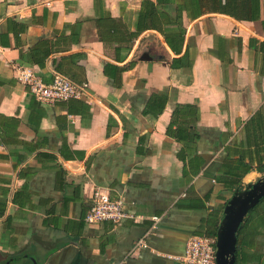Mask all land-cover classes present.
<instances>
[{
	"label": "crops",
	"instance_id": "1",
	"mask_svg": "<svg viewBox=\"0 0 264 264\" xmlns=\"http://www.w3.org/2000/svg\"><path fill=\"white\" fill-rule=\"evenodd\" d=\"M142 1L0 0V264H180L190 237L217 232L235 192L218 175L241 170L239 155L253 153L241 143L264 108V29L185 15L191 69L171 67L182 55L155 31L117 62L93 19L134 22ZM39 52H50L42 64ZM131 63L121 87L104 72ZM20 68L46 84L55 74L88 83L89 111L33 101ZM153 94L168 96L156 119L143 114ZM178 104L200 110L190 150L167 135ZM261 177L246 174L243 189ZM97 189L122 198L136 219L86 223ZM246 218L236 264H264V199Z\"/></svg>",
	"mask_w": 264,
	"mask_h": 264
},
{
	"label": "trees",
	"instance_id": "2",
	"mask_svg": "<svg viewBox=\"0 0 264 264\" xmlns=\"http://www.w3.org/2000/svg\"><path fill=\"white\" fill-rule=\"evenodd\" d=\"M208 13L226 15L239 22H261L264 29V0H143L134 22L125 18H114L108 13L94 18L93 21L100 42L114 49L117 62L121 61L123 53H130L135 41L143 33L155 31L163 37L166 45L175 55H182L180 58L172 60L171 67L174 69H191L193 59L190 58L189 46L185 43L187 30L184 25V17L186 15L188 19L195 20ZM260 48L264 50V43H260ZM38 55L40 59L36 61L42 64L50 52H39ZM132 66L133 63L129 67L121 68L106 64L104 72L107 76H112L116 87H121L122 74ZM110 69L116 70L117 73L111 74ZM32 100L37 101L34 96ZM167 102L168 96L166 94H153L150 96L143 114L156 119L164 112ZM60 103H63L64 106L66 103H72L78 106L77 110L89 111V106L85 104L84 100H70ZM263 112L264 108L262 112L257 113L253 120L257 122L256 134L254 136L248 134L241 143L242 147L254 148L253 153L248 151V154L239 155L241 170L218 175V182L223 184L227 190L243 189L242 179L246 174L254 170L264 171ZM199 120L200 110L197 106L178 104L173 111L171 122L167 128V135L182 143L186 149H193L200 139V134L197 131ZM111 121L110 119L109 125H111ZM182 152V154L185 152L187 154L185 149ZM247 219L244 220L240 230ZM215 235L216 228L207 236L215 237ZM238 252L239 242L237 243Z\"/></svg>",
	"mask_w": 264,
	"mask_h": 264
},
{
	"label": "built area",
	"instance_id": "3",
	"mask_svg": "<svg viewBox=\"0 0 264 264\" xmlns=\"http://www.w3.org/2000/svg\"><path fill=\"white\" fill-rule=\"evenodd\" d=\"M18 80L29 88L30 93L38 102L55 104L70 100H90L91 94L88 83H77L70 78L55 74L52 83H44L30 68L18 69ZM91 207L85 217L90 225L112 222L119 224L124 220H135V216L126 210L122 198L112 199L111 196L100 189L93 192ZM154 217V223L159 222ZM145 246L144 242L140 243ZM216 237L192 236L189 238L185 253L178 258L180 264H216Z\"/></svg>",
	"mask_w": 264,
	"mask_h": 264
},
{
	"label": "water",
	"instance_id": "4",
	"mask_svg": "<svg viewBox=\"0 0 264 264\" xmlns=\"http://www.w3.org/2000/svg\"><path fill=\"white\" fill-rule=\"evenodd\" d=\"M264 199V171L257 182L238 189L227 202L216 232V264H236L238 233L247 215ZM30 264H37L27 258Z\"/></svg>",
	"mask_w": 264,
	"mask_h": 264
},
{
	"label": "rangeland",
	"instance_id": "5",
	"mask_svg": "<svg viewBox=\"0 0 264 264\" xmlns=\"http://www.w3.org/2000/svg\"><path fill=\"white\" fill-rule=\"evenodd\" d=\"M34 257V256H33ZM36 259V258H35ZM18 264H26V262L22 259L19 260V262H17ZM30 264V263H29Z\"/></svg>",
	"mask_w": 264,
	"mask_h": 264
}]
</instances>
